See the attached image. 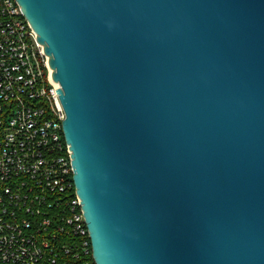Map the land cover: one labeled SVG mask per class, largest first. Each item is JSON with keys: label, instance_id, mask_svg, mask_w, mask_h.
I'll list each match as a JSON object with an SVG mask.
<instances>
[{"label": "water", "instance_id": "water-1", "mask_svg": "<svg viewBox=\"0 0 264 264\" xmlns=\"http://www.w3.org/2000/svg\"><path fill=\"white\" fill-rule=\"evenodd\" d=\"M16 2L95 264H264V0Z\"/></svg>", "mask_w": 264, "mask_h": 264}, {"label": "built area", "instance_id": "built-area-1", "mask_svg": "<svg viewBox=\"0 0 264 264\" xmlns=\"http://www.w3.org/2000/svg\"><path fill=\"white\" fill-rule=\"evenodd\" d=\"M49 59L0 0V264H95Z\"/></svg>", "mask_w": 264, "mask_h": 264}]
</instances>
